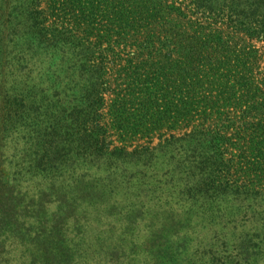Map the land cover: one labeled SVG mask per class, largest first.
<instances>
[{
  "label": "trees",
  "instance_id": "1",
  "mask_svg": "<svg viewBox=\"0 0 264 264\" xmlns=\"http://www.w3.org/2000/svg\"><path fill=\"white\" fill-rule=\"evenodd\" d=\"M188 1L194 17L213 20L264 43V0ZM41 4V0H0V142L10 141L12 149L19 152V164L32 171L33 179H42L46 186L48 182L51 191L58 187L78 188L88 195L104 191L114 202L131 203L130 211H124L128 216L125 220L114 222L115 229L105 228V233L113 236L97 242L99 251L111 255L120 248H132L121 252V264H264V67L256 64L254 56L244 64L241 51L236 49L238 69L247 67L248 72L245 84L241 83V73H237V81L246 91L242 96H249V100L234 107V133L228 132L222 115L217 114L219 119H205L183 137L167 135L176 115L198 109L208 116L210 111L214 114L216 106L172 104L155 72L147 71L150 77L146 82L151 86L141 94L136 110L143 122L138 126L142 133L124 120L122 128L127 132L123 134L140 136L133 141L122 140L124 146H117L110 128L103 123L104 95L112 91L105 78V65L93 62L91 69L95 71L90 80L88 62L79 60L81 54L74 56L75 50L69 53L72 48L88 51V40L75 38L69 47L55 36L56 32L49 42L53 48L50 53L45 43L54 25ZM176 4L180 3L168 4L167 9L186 15ZM216 34L198 33L206 37ZM171 35L166 34L164 44L160 40L157 43L173 55L180 49L171 44ZM19 40L25 43H16ZM42 44L50 55L46 80L57 76L52 68L56 52L62 53L71 64L67 78L76 82L72 93L79 95L78 102L62 101L57 85H52L54 96H43ZM155 45L156 41L149 38L139 50L150 51ZM192 52L200 53L196 48ZM190 62L198 63L194 59ZM78 83L82 88H76ZM120 109L121 115L128 113L124 107ZM161 158L164 167L153 168L155 160ZM133 167L137 172L130 175ZM4 171L0 167L1 176H5ZM76 178L79 187L74 188L71 182ZM48 195L59 194L40 188V201ZM4 196L0 191V213L5 215L12 198ZM59 209L58 218L36 222L45 234L39 245L42 264H66L65 254L56 250L68 244L66 235L75 229L86 241L88 230L89 236L99 228L92 216L98 213L90 205L79 203L67 208L59 204ZM135 212L147 218L148 227L130 220ZM178 227L183 229L181 233ZM205 230L207 233L202 234ZM118 231L128 238L120 241ZM138 250L134 258L124 254Z\"/></svg>",
  "mask_w": 264,
  "mask_h": 264
},
{
  "label": "rangeland",
  "instance_id": "2",
  "mask_svg": "<svg viewBox=\"0 0 264 264\" xmlns=\"http://www.w3.org/2000/svg\"><path fill=\"white\" fill-rule=\"evenodd\" d=\"M41 2L42 9L49 17V23L54 25L49 28L48 41L45 43L50 53L53 52L51 50L53 48L49 42L52 33L56 32L55 36H60L62 44H68L69 47L75 38L88 40V51L72 48L69 53L75 50L74 56L81 54L82 58L79 60L88 62L90 80L95 71L91 69L93 62L105 65V78L110 82L112 91L104 95L103 123L110 128L109 132L114 135L113 139L117 140V146H124L122 140L133 141L136 140L135 137L140 136L132 133L126 137L123 132L127 131L122 128L124 120L138 128L139 134L142 133L140 127L143 122L140 121L141 115L136 110L141 103V94L151 86V83L146 82L150 77L147 71L155 72L154 76L161 81V88L165 90V94L170 95L172 104L188 106L191 103L200 107L211 103L216 106L214 114L210 111L208 116L198 109L186 110L182 115H176L174 123L168 127V137L172 134L183 137L192 131L194 125L202 123L205 119H210L211 122L218 118L217 114L222 115V121L229 127L228 132L234 133L231 126V119L236 116L234 107L237 104L245 105L249 100V96H242L246 91L241 90L240 81H237L239 80L236 77L237 73H241V83L245 84L247 82L245 75L248 72L247 67L244 70L238 69L236 49L241 51L244 64L254 56V61L262 69L264 43L252 41L245 34L232 32L213 20L194 17L190 12L192 8L189 7L188 0H41ZM173 2H179L181 5L176 6L182 8L186 15L169 11L167 6L168 4L172 6ZM201 31L205 34L217 31L218 34L215 37H206L198 35ZM168 33L173 34L170 38L171 44L180 49V52L173 55L164 51L166 47L162 50L161 46L165 43ZM149 38L156 41L155 48L150 51L139 50L141 43ZM158 40L161 44L157 43ZM21 42L25 43V40L16 43L22 44ZM45 44H42L40 49L42 61L40 68L44 74V83L41 87L43 96L46 98L54 96L55 89L52 85H57L62 93V101L67 104L78 102L79 95L72 93L76 82L67 78L71 64L62 53L56 52L52 68L57 76L50 81L46 80V73L50 72L51 66L47 64L50 55ZM218 45L225 48H219ZM192 48L198 49L200 53L195 55ZM167 54L170 58H166ZM198 55L201 61H198ZM192 59L198 63H191ZM76 88H82L81 84L78 83ZM158 92H161L159 87ZM120 107H124L128 113L121 115ZM186 114L189 117L185 119ZM136 143L138 142L134 141V144ZM158 143L156 139L155 145ZM10 144L6 139L0 142V167L5 170L3 173L5 176L0 175L2 182L0 191L5 198L8 196L12 198L6 208L9 210L5 215L0 213V264H42L39 245L45 234L43 228L38 227L36 222L39 220L50 222L58 218L56 212L60 210L59 204L71 208L79 203H84L85 207L90 205L96 210L98 216H92L99 228L92 231L89 236L88 230L86 241L81 237L82 232L74 229L66 235L69 239L68 244L57 247L56 250L65 254L66 264H121L119 259L122 258L121 252L132 248H120L115 255H111L99 251L97 242H104L107 235L110 238L113 236L111 233H105L108 231L105 228H114L118 220H125L128 216L124 211H130L131 203L122 200L114 202L113 196L104 191L93 195H88V191L79 192L78 188L71 190L58 187L51 191L48 189L50 187L48 182L47 187L42 179L35 177L39 183L32 178V171L25 164H19L17 159L19 152L13 150ZM163 161V158L155 160L153 168L161 170L164 167ZM136 172L135 167L129 171L130 175ZM70 181L64 184L67 185ZM71 183L74 188L79 187L77 178ZM40 188L51 193L57 192L59 195H48L44 201H40ZM129 217L135 224L148 227L145 225L147 218L139 212L132 213ZM117 228H120V225H117ZM177 229L180 233L183 231L179 227ZM206 233L207 230L202 234ZM99 235H103L101 241H98ZM116 235L120 241L128 238V235L121 231ZM80 238L83 239L82 244H79ZM109 239L108 243L111 242ZM138 252L139 250L124 254L134 258Z\"/></svg>",
  "mask_w": 264,
  "mask_h": 264
}]
</instances>
